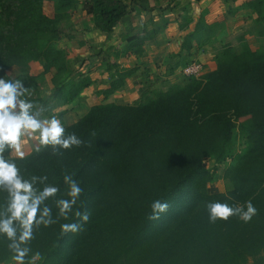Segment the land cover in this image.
<instances>
[{"label": "trees", "instance_id": "trees-1", "mask_svg": "<svg viewBox=\"0 0 264 264\" xmlns=\"http://www.w3.org/2000/svg\"><path fill=\"white\" fill-rule=\"evenodd\" d=\"M46 3L53 5L50 16ZM78 9L101 34H110L131 13L122 0H0V78L23 81L33 111L46 102L30 93L36 92L34 77H10L13 68L39 63L53 87L54 105L74 101L91 85L58 47L60 26ZM241 9L264 29V0H244ZM213 27L200 19L182 48L189 52L193 42L202 49ZM151 37L127 36L122 57H140ZM240 40V51L228 44L218 48L214 69L198 78L186 77L163 91L148 88L131 105H92L64 125L66 134L83 142L79 147L62 155L48 147L32 149L23 159L5 156L24 178L46 176L45 183L60 189L46 201L58 222L35 230L28 264L33 258L39 264H264V49L251 50ZM134 72L112 76L103 97L121 89ZM205 159L216 168L223 165L219 176L203 166ZM66 174L83 189L67 220L58 218L55 206V200L68 198ZM217 179L228 189L210 193L208 186ZM6 197L0 190V208ZM155 200L169 208L150 220ZM249 200L258 210L250 222L232 216L209 223V202L235 206ZM77 210L89 213L88 222L81 231L62 235L61 224L79 223ZM7 244L0 236V264L14 263Z\"/></svg>", "mask_w": 264, "mask_h": 264}, {"label": "rangeland", "instance_id": "rangeland-1", "mask_svg": "<svg viewBox=\"0 0 264 264\" xmlns=\"http://www.w3.org/2000/svg\"><path fill=\"white\" fill-rule=\"evenodd\" d=\"M82 1L83 0H79V2ZM126 1L127 3H130L128 5L131 13L133 12V6H136L135 9H137V12H135V14L133 13L128 18L130 19L129 25H133L135 33H146L145 30L148 29L152 33L156 31L157 34L155 35V32V36L152 35V37L148 40L149 42L145 43L144 47L146 46V49L144 48L143 54L138 57L139 59L137 57L130 60L127 58L126 60L120 62V65L125 68H131L133 66L138 67L137 72L134 74V76L136 75V78H128V81L126 80L127 85L125 87H123V85V88L104 98L103 91L108 88L109 82L112 80V75H110L111 72L110 74L107 73L105 75H100L97 79L94 75H92L93 81H91V87L82 91L74 101L60 106L54 105L56 102L50 99L53 87L49 81V77L41 75V67L39 63H32L22 70L13 68L8 72V75L13 78L19 76L22 78L24 76L34 77L36 82V92L31 90L30 93L35 96L38 95L39 98L46 102L45 105L41 107V109H44L41 115L42 119L55 116L64 126L75 122L95 103H108L119 100L123 103L133 104L138 100L137 95L140 92L137 90L141 87L144 88V86H147V89L150 88L153 92H157L163 91L170 86L181 84L184 78H186L183 76L182 70L185 66L192 62L199 63L202 66V74L212 70L214 68L212 58L216 50L222 45L228 44L233 46L236 51H240L241 38L251 43V48L254 50L260 48L264 49V39H254V29L251 26V20L253 19L252 15L249 13L247 14V12H240L242 10L238 9L239 1L211 0L213 8H211L212 10L209 9L208 15H210L209 20L215 23H210V25L214 26L212 28L213 35L211 36L210 44L202 50H198L195 43L192 42V44H194L192 45L193 49L189 52L182 48V43L184 37L190 34V30L188 28L193 22V18L191 19L193 5L195 3L193 0H177V3H175L174 6H172L171 3L173 4L175 0ZM184 2H187V4ZM153 6L157 7L155 11ZM144 7L146 9H142ZM52 8L53 5L51 3H46L44 5L45 14L50 16L53 12ZM168 8L173 11L172 14L163 16L162 13H164ZM144 12H147L146 14L149 15L148 19ZM70 17L71 18L68 22L60 26L62 39L58 43V47L67 52V57L72 68L76 70V73L84 76L89 75L88 70H91L93 66H97L99 64L102 68L103 66H107L104 58L108 57V62H110V58L114 56L116 52L122 51L125 46V38L132 35L134 32H130L132 34L121 33L119 27H117L119 25L118 24L116 26L117 28L115 27L116 29L114 28L110 33V35L112 34V38L106 45L102 44L101 38L98 40L97 37L93 38L91 35L89 36L88 34L86 35L85 33H82L83 29L85 30L87 26L80 25V23L82 21V23L85 24L86 22L84 19L89 17H85L80 9L73 12ZM189 18L191 22L188 21ZM168 19L171 20L174 25H169L170 22ZM138 20L140 24L138 23ZM144 22H147L148 26H146L147 29L142 30L141 24ZM185 24L188 31L182 35L181 38H179L180 36L175 35L176 38L172 40L171 36L174 34L175 30H178V28L179 30L183 29ZM143 26L145 25L143 24ZM119 33L121 35H119ZM101 35L106 38L109 34ZM152 38L153 40L156 38V44L154 45L151 44ZM123 43L124 45H122ZM109 66L113 67L115 65L113 63H109ZM35 143L36 141L34 139L22 138V151H24L25 155L34 149ZM236 146L237 148L241 147L240 140L236 142ZM5 156L18 157L14 153L9 154L8 152L5 153ZM203 166L208 170L215 169L217 176L221 174L223 168V165L216 168L215 162L210 159H205L203 161ZM227 189V184L220 179L215 180L208 186V191L210 193L225 192ZM34 264H39V261L34 260ZM249 264H251V262H249Z\"/></svg>", "mask_w": 264, "mask_h": 264}, {"label": "clouds", "instance_id": "clouds-1", "mask_svg": "<svg viewBox=\"0 0 264 264\" xmlns=\"http://www.w3.org/2000/svg\"><path fill=\"white\" fill-rule=\"evenodd\" d=\"M27 91L21 80L0 78V190L7 193L5 205L0 208V236L8 241L7 248L12 253L14 264H28L26 257L31 251L28 245L34 239L35 230L58 222V219L53 218L52 208L46 201L55 198L60 189L45 183L46 176L24 178L17 165L5 158V153H14L23 159L25 153L22 151V138L34 139V151L37 153L51 147L53 154L57 155L83 143L74 133L66 134L65 127L55 116L42 119L44 109L33 111V103L24 98ZM63 182L67 185L68 198L55 200V206L58 218L67 220L83 189L70 174L64 175ZM37 183L43 184V188L35 187ZM150 207L152 211L148 218L159 220L169 205L155 200ZM206 208L208 221L212 224L218 220L226 222L232 216L248 223L258 211L251 200L235 206L218 201L209 202ZM75 216L79 223L60 225L62 235L81 231L83 224L89 220L88 212L77 210ZM34 259L31 264H34Z\"/></svg>", "mask_w": 264, "mask_h": 264}, {"label": "crops", "instance_id": "crops-1", "mask_svg": "<svg viewBox=\"0 0 264 264\" xmlns=\"http://www.w3.org/2000/svg\"><path fill=\"white\" fill-rule=\"evenodd\" d=\"M126 5H128V4H130V3H127V1L126 0H122ZM138 0H136V2H137ZM195 3H194V5H193V11H192V17H191V19L193 18V22H192V24H190V18L188 19V21H190L189 22V30H190V33H192L193 32V29L195 28V26H196V24L198 23V21L200 20V19H202V21H205V23L206 24H208V25H210V23L212 24V23H215V22H211V20H209L210 18V15H208V12H209V9L210 10H212L211 8H213V5L211 4L212 3V1L211 0H193ZM233 1H235V2H238L239 3V10H242V11H240V12H243V13H246L247 12V14L249 13V14H251L250 13V11H248V10H246V9H241V5H242V3H243V1L244 0H233ZM175 3H177V0H175L174 2H173V4L171 3V5L172 6H174L175 5ZM185 4H187V2H184ZM131 6V5H130ZM171 6V7H172ZM181 6V5H180ZM134 8H133V12L130 14V15H128V16H126V17H124L121 21H120V23H119V25L117 26V27H119V29H120V32L121 33H126V34H128V33H130V32H133L134 31V29H133V25L132 26H130L129 25V20L130 19H128L133 13L135 14V12H137V9H135V7L136 6H133ZM154 7V11L156 10V6H153ZM142 9H146L145 7L144 8H142ZM161 9V8H160ZM159 10V9H158ZM190 11V10H189ZM164 12V11H163ZM172 10H170L169 8L164 12V13H162V15L163 16H166V15H171L172 14ZM145 13V16L147 17V19H148V17H149V15H147L146 13L147 12H144ZM252 15V14H251ZM86 17V16H85ZM141 19H143V18H141ZM169 20V19H168ZM84 21L86 22L85 24L84 23H82V21H81V23H80V25H83V26H87V28H85V30L83 29V32L82 33H85L86 35L88 34L89 36L91 35V37H97L98 38V40H99V38H101L102 39V44H108L109 42L108 41H110L111 40V38H112V34L110 35H108L106 38H104V36H102L98 31H96L94 28H93V23H92V20H91V18H85L84 19ZM141 22H142V20H141ZM169 22L170 23H173L171 20H169ZM251 22H252V28L254 29L253 31V35H254V39L255 40H260V39H264V34L262 33V30H264V29H262V26L260 25V24H258V23H255L254 22V20L252 19L251 20ZM138 23L140 24V22H139V20H138ZM169 23V25H174V23L173 24H170ZM186 23H188V22H186ZM143 24L145 25V26H143ZM76 25V24H75ZM142 26H141V29L142 30H145V29H147V27L146 26H148V24H147V22H144V23H142L141 24ZM168 25V26H169ZM128 26H129V28H128ZM116 27V28H117ZM180 27H182V26H180ZM76 28H77V26H76ZM115 28V29H116ZM188 29H186V24H185V26L183 27V29H181V30H179V28H178V30H175V32H174V34L171 36L172 38V40H174V38H176V36H180L179 38H181V36L182 35H184L187 31H188ZM145 32L146 33H152L150 30H145ZM156 32V31H155ZM155 32H153L152 33V35L153 36H155L156 34H157V32L155 33ZM135 33V31L133 32V34ZM154 33H155V35H154ZM130 34H132V33H130ZM132 34V35H133ZM119 35H121L120 33H119ZM170 35H171V33H170ZM176 35V36H175ZM131 36V35H130ZM88 37V36H87ZM154 38V37H153ZM153 38H152V45H154V44H156L155 43V40H156V38L153 40ZM109 39V40H108ZM179 40V39H178ZM151 41V40H150ZM245 41V40H244ZM124 42V41H123ZM147 42H149V41H147ZM247 42V41H246ZM255 42V41H254ZM82 44V43H81ZM210 44V42L206 45V46H208ZM247 44L249 45V47L251 48V43H249V42H247ZM122 45H124V43L122 44ZM181 45V44H180ZM193 44H191V46H192ZM206 46H204V47H206ZM193 47V46H192ZM203 47V48H204ZM83 48V47H82ZM143 48H145L146 49V46L145 47H143ZM197 48V47H196ZM202 48V49H203ZM193 49V48H192ZM198 50H202V49H199V48H197ZM251 50H254V49H252L251 48ZM110 58V57H109ZM135 59V56H133V55H131V56H128V57H122V51L120 52V51H118V52H116V54H114V56H112L110 59H111V61L110 62H108V57H105L104 58V61H106V63H107V66H103V68L100 66V64L99 65H97V66H93L92 67V69L91 70H88L89 72H88V74L89 75H86V76H89V78L91 79V81H93V79H92V75H94L95 77H96V79L97 78H99V76L100 75H105V74H110V72H111V74L110 75H112V76H116V74H120V73H122L123 71H127V70H131V69H134L135 70V72H134V74L137 72V69H138V67H136V66H133V67H131V68H125L124 66H122V65H120V62L121 61H123V60H126V59ZM138 58V57H137ZM139 59V58H138ZM109 63H113L115 66H113V67H111V66H109ZM103 64V63H102ZM120 65V66H119ZM215 67V66H214ZM214 69V68H213ZM134 74L133 75H131V77H128L129 79H132L133 77H135L134 76ZM127 78V79H128ZM136 78V77H135ZM126 79V80H127ZM124 81L125 83L123 84L124 86L123 87H125L126 85H127V81ZM92 83V82H91ZM143 86V85H142ZM90 87H91V85H90ZM122 87V88H123ZM147 89V86H144V88L143 87H141V88H139L137 91L138 92H140L137 96H138V98L140 97V95H141V93H142V91H144V90H146ZM150 89V88H149ZM152 91V90H151ZM101 103V102H100ZM108 103H116V104H119V105H131V104H127V103H123V102H121V101H119V100H115L114 102H108ZM95 104H98V103H95ZM94 105V104H93ZM8 264H14V263H8Z\"/></svg>", "mask_w": 264, "mask_h": 264}, {"label": "built area", "instance_id": "built-area-1", "mask_svg": "<svg viewBox=\"0 0 264 264\" xmlns=\"http://www.w3.org/2000/svg\"><path fill=\"white\" fill-rule=\"evenodd\" d=\"M183 76L198 78L202 74V66L199 63L192 62L182 70Z\"/></svg>", "mask_w": 264, "mask_h": 264}]
</instances>
